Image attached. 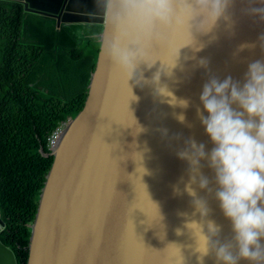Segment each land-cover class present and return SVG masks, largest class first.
I'll return each instance as SVG.
<instances>
[{"label":"water","instance_id":"1","mask_svg":"<svg viewBox=\"0 0 264 264\" xmlns=\"http://www.w3.org/2000/svg\"><path fill=\"white\" fill-rule=\"evenodd\" d=\"M191 3L173 0V19L185 20L176 28L133 24L118 0L21 2L25 13L53 19L57 29L103 27L82 110L64 124L49 154L41 150L53 162L29 225L27 264H217L214 253L202 254L208 222L221 229L213 241H230L234 233L215 198L214 172L201 160L211 191L199 188L197 175L191 185L197 195H188L191 165L177 153L191 139L206 152L214 147L197 113L203 85L228 76L242 85L248 65L264 62V11H258L264 0H230L208 33L196 31V10L184 16ZM113 47L147 51L155 61L139 64L138 84L129 81L137 99L111 58ZM181 100L189 106L181 107ZM196 198L206 201V216L196 210ZM5 227L0 210V236ZM0 264H17L1 239Z\"/></svg>","mask_w":264,"mask_h":264},{"label":"trees","instance_id":"2","mask_svg":"<svg viewBox=\"0 0 264 264\" xmlns=\"http://www.w3.org/2000/svg\"><path fill=\"white\" fill-rule=\"evenodd\" d=\"M0 0V239L27 264L31 225L53 157L48 139L83 108L103 27L64 25Z\"/></svg>","mask_w":264,"mask_h":264},{"label":"clouds","instance_id":"3","mask_svg":"<svg viewBox=\"0 0 264 264\" xmlns=\"http://www.w3.org/2000/svg\"><path fill=\"white\" fill-rule=\"evenodd\" d=\"M118 3L124 16L133 24L158 23L167 27L175 24L176 28H182L185 23L183 18L173 19V0H118ZM229 3L230 0H192L184 16L188 17L193 9L196 10L200 17L196 31L208 33L224 15ZM114 19L118 23L121 16L118 14ZM149 55L143 50L131 51L119 47L111 50L113 62L125 75L131 99L137 97L132 95L129 81L140 82L142 77L136 76L140 63H146L148 67L155 63L149 62ZM201 64L206 66L204 61ZM155 80H159V74ZM199 100L203 110L197 108V113L214 147L206 152L203 143L198 144L191 139L177 153L180 159L189 161L190 172L193 173L185 191L196 197L191 185L197 183V175L199 188L211 191L208 177L200 174V161L207 159L215 175V198L224 216L231 221L234 233L230 241H213L212 237H218L221 229L215 222L209 221V234L202 233L206 240V250L202 254L214 253L217 264H239L240 260L264 264V244H261L264 240V62L257 60L248 65L242 85L231 76L223 81L210 78L203 85ZM179 103L183 108L189 106L187 100ZM178 119L184 122L182 114ZM65 123L60 127L63 128ZM174 191L180 194L178 188ZM194 206L202 217L207 215L205 200L194 199Z\"/></svg>","mask_w":264,"mask_h":264},{"label":"built area","instance_id":"4","mask_svg":"<svg viewBox=\"0 0 264 264\" xmlns=\"http://www.w3.org/2000/svg\"><path fill=\"white\" fill-rule=\"evenodd\" d=\"M61 130H62V127L56 129V130L53 132V134H52L51 137L49 138V145H50V146H53V145H54L56 139L58 138V136H59V134H60V132H61Z\"/></svg>","mask_w":264,"mask_h":264}]
</instances>
